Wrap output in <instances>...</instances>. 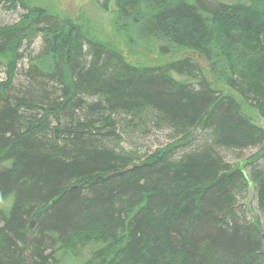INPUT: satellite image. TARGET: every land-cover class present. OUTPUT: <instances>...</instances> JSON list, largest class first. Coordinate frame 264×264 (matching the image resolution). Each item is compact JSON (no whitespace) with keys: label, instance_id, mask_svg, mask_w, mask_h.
<instances>
[{"label":"trees","instance_id":"obj_1","mask_svg":"<svg viewBox=\"0 0 264 264\" xmlns=\"http://www.w3.org/2000/svg\"><path fill=\"white\" fill-rule=\"evenodd\" d=\"M113 1L126 49L0 0L24 12L0 28V264L78 262L90 245L83 264H264L261 221L239 212L251 185L264 212V148L242 165L218 152L264 146V0ZM127 50L160 61L135 64ZM148 111L178 142L141 161L114 145L117 119ZM198 129L212 149L178 157Z\"/></svg>","mask_w":264,"mask_h":264},{"label":"rangeland","instance_id":"obj_2","mask_svg":"<svg viewBox=\"0 0 264 264\" xmlns=\"http://www.w3.org/2000/svg\"><path fill=\"white\" fill-rule=\"evenodd\" d=\"M33 6L46 8L50 13L59 17L69 19L77 25L82 26L87 31L97 34L99 37L111 41H119L124 49L126 44L118 38L115 31V4L110 0L108 10H103L98 5V0H27ZM216 3L214 0H209ZM230 2L231 0H219ZM24 14L21 7H6L0 5V28L5 26H12L18 23L21 16ZM42 48L41 39H37L33 47L25 53V57L18 63V71L13 83L14 90L20 89L26 84L25 72L29 68V60L40 52ZM127 50L126 54L130 56V60L135 64L155 65L160 59L156 54L146 53L142 50ZM7 71L0 66V84L7 81ZM258 125L264 129V119L256 117ZM119 140L114 145L119 151L131 153L135 158H140L141 161L147 157L158 152L159 150H166L178 142L177 136L169 129L158 125L155 114L148 111L137 117H128L120 115L117 119ZM131 122V123H130ZM133 122V123H132ZM212 141L210 135L207 133H199L194 137L192 147L185 148L178 153V157L185 153H194L202 149H212ZM262 147L251 148L243 151L226 150L224 148L218 149L219 154L223 159L231 165H242L249 162L250 158L263 152ZM259 165L264 167V159L260 160ZM250 165H247L246 171L250 172ZM241 208L239 212L252 221V217L259 218L264 229V212L258 209V201L256 198V191L253 185L250 186L247 199L240 200ZM252 214V215H251ZM251 215V216H250ZM97 245H90L89 247L80 250L78 262L68 261L66 264H83L92 257L94 249ZM84 260V261H83Z\"/></svg>","mask_w":264,"mask_h":264},{"label":"water","instance_id":"obj_3","mask_svg":"<svg viewBox=\"0 0 264 264\" xmlns=\"http://www.w3.org/2000/svg\"><path fill=\"white\" fill-rule=\"evenodd\" d=\"M194 56L203 69L210 70V66L207 60L201 54L195 53ZM34 224H35V221H32L31 229L33 228Z\"/></svg>","mask_w":264,"mask_h":264},{"label":"bare ground","instance_id":"obj_4","mask_svg":"<svg viewBox=\"0 0 264 264\" xmlns=\"http://www.w3.org/2000/svg\"><path fill=\"white\" fill-rule=\"evenodd\" d=\"M199 133H203L201 129H198V130L195 131L194 137H195L196 134H199ZM252 218L255 219V217H252Z\"/></svg>","mask_w":264,"mask_h":264}]
</instances>
